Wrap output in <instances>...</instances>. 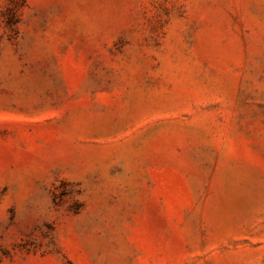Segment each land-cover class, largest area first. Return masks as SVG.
Wrapping results in <instances>:
<instances>
[{
	"label": "rangeland",
	"instance_id": "rangeland-1",
	"mask_svg": "<svg viewBox=\"0 0 264 264\" xmlns=\"http://www.w3.org/2000/svg\"><path fill=\"white\" fill-rule=\"evenodd\" d=\"M0 264H264V0H0Z\"/></svg>",
	"mask_w": 264,
	"mask_h": 264
}]
</instances>
